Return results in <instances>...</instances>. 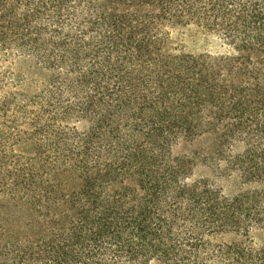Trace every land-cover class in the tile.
Wrapping results in <instances>:
<instances>
[{"label": "trees", "instance_id": "1", "mask_svg": "<svg viewBox=\"0 0 264 264\" xmlns=\"http://www.w3.org/2000/svg\"><path fill=\"white\" fill-rule=\"evenodd\" d=\"M202 137L251 191L193 179ZM261 230L264 0H0V264H264Z\"/></svg>", "mask_w": 264, "mask_h": 264}, {"label": "rangeland", "instance_id": "2", "mask_svg": "<svg viewBox=\"0 0 264 264\" xmlns=\"http://www.w3.org/2000/svg\"><path fill=\"white\" fill-rule=\"evenodd\" d=\"M185 49L198 51L202 45L201 36L195 35L190 31H181L177 36ZM183 150L187 153H198L200 162H198L193 172V179H204L219 188L224 195L228 197L236 196L240 193L251 191L253 188L243 185L235 176L220 174L216 168V161L213 157V142L206 137L199 138L193 143L186 145ZM213 157V158H212ZM219 169H223L222 163L218 164ZM232 239L225 238L222 242L229 243ZM252 243L256 248H264V230L256 231L252 235Z\"/></svg>", "mask_w": 264, "mask_h": 264}]
</instances>
